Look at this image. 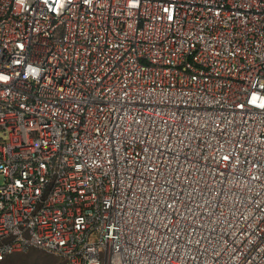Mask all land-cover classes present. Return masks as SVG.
<instances>
[{
	"label": "built area",
	"instance_id": "obj_1",
	"mask_svg": "<svg viewBox=\"0 0 264 264\" xmlns=\"http://www.w3.org/2000/svg\"><path fill=\"white\" fill-rule=\"evenodd\" d=\"M264 264V0H0V262Z\"/></svg>",
	"mask_w": 264,
	"mask_h": 264
},
{
	"label": "rangeland",
	"instance_id": "obj_2",
	"mask_svg": "<svg viewBox=\"0 0 264 264\" xmlns=\"http://www.w3.org/2000/svg\"><path fill=\"white\" fill-rule=\"evenodd\" d=\"M15 258L5 264H66V262L54 254L34 248L27 253L13 255ZM0 264H3L1 262Z\"/></svg>",
	"mask_w": 264,
	"mask_h": 264
},
{
	"label": "trees",
	"instance_id": "obj_3",
	"mask_svg": "<svg viewBox=\"0 0 264 264\" xmlns=\"http://www.w3.org/2000/svg\"><path fill=\"white\" fill-rule=\"evenodd\" d=\"M14 255H16V254H14ZM13 258H15V256H13V255H11V256H9V257H7L4 261H2L3 262V264H5L6 263V260H7V262L8 261H10L11 259H13ZM1 263V262H0Z\"/></svg>",
	"mask_w": 264,
	"mask_h": 264
}]
</instances>
